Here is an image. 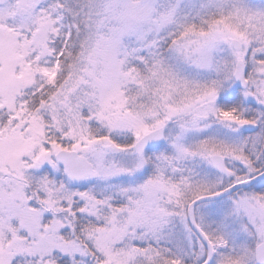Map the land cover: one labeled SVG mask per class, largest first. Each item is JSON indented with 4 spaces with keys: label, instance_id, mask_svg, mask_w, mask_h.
I'll return each instance as SVG.
<instances>
[{
    "label": "snow or ice",
    "instance_id": "snow-or-ice-1",
    "mask_svg": "<svg viewBox=\"0 0 264 264\" xmlns=\"http://www.w3.org/2000/svg\"><path fill=\"white\" fill-rule=\"evenodd\" d=\"M0 264H264V0H0Z\"/></svg>",
    "mask_w": 264,
    "mask_h": 264
}]
</instances>
